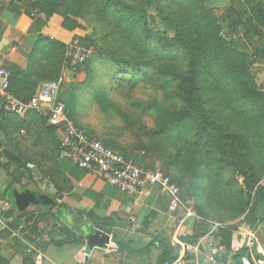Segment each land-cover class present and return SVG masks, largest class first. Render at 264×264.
Wrapping results in <instances>:
<instances>
[{
	"label": "trees",
	"instance_id": "obj_1",
	"mask_svg": "<svg viewBox=\"0 0 264 264\" xmlns=\"http://www.w3.org/2000/svg\"><path fill=\"white\" fill-rule=\"evenodd\" d=\"M27 9L28 14L36 10L47 18L60 15L61 27L68 32L86 31L73 37L92 50L84 67L88 78L83 84L102 99L100 87L108 79H114L119 85L148 84L166 88L178 108L159 111L156 132L166 135L175 131L181 140L194 147L197 156L190 159L193 181L187 190L178 176L167 174L183 189L186 203L199 215L227 223L212 233L214 246L218 248L217 263L241 264L240 258L248 253V248L240 246L242 235L236 233L237 224L226 221L241 217L249 205L245 215L249 216V223L241 219L254 230L264 226V185L260 183L264 176V89L258 86L251 70L255 62L264 61L263 0H237L220 16L214 14L208 0H30ZM149 13L159 21L156 28L149 24ZM242 39L252 40L257 47L250 50L240 46ZM41 40L57 50L53 71L48 75L51 81L59 76L58 49L61 48L63 56V44L48 37ZM96 84L99 85L94 87ZM80 87L76 84L74 88L78 91ZM73 93L74 90L69 94L67 115L79 129L94 138L75 119ZM30 98L29 94L25 100ZM59 100L62 99L59 97ZM0 116L18 119L25 131L31 130L34 118L47 122L48 127L41 131L45 137L56 136L58 130L35 110L27 111L23 117L0 111ZM39 126L40 122L32 131L41 130ZM5 151L1 156L7 162L0 160V169L9 179L5 190L0 191V201L6 200L10 189L35 183L30 162L21 160L8 149ZM58 157L59 142L54 153L41 157L34 166L47 173L49 182L60 190L61 183L52 174ZM10 162L17 165L14 170ZM206 192L209 199L204 198ZM259 207L261 212L257 210ZM2 213L6 217L16 215L13 226L31 214L28 210L18 211L12 205ZM52 213L51 208H39L35 216L27 217V222L37 230L39 220H48ZM107 220L99 221L104 224ZM203 234L196 225L193 234L180 235L179 239L193 246ZM155 241L160 244L156 264H171L179 257L180 246L172 243L170 236L156 238L146 248L156 245ZM116 242L118 249L125 247L123 241ZM24 259L33 264L31 254ZM191 259L186 252L185 264H192ZM0 264L10 263L0 255Z\"/></svg>",
	"mask_w": 264,
	"mask_h": 264
},
{
	"label": "crops",
	"instance_id": "obj_2",
	"mask_svg": "<svg viewBox=\"0 0 264 264\" xmlns=\"http://www.w3.org/2000/svg\"><path fill=\"white\" fill-rule=\"evenodd\" d=\"M236 1L211 0V3L218 7L216 15L220 16ZM61 23L62 19L56 15L48 18L38 13L29 15L24 2L0 0V56L11 73L10 92L17 100L28 101L25 98L29 94L33 97L42 83L50 81L48 75L53 71L51 67L55 65L54 52L57 50L41 38H54L61 43L74 40V32L64 30ZM60 49L58 75L63 78L64 86L60 80H54L59 81V97L67 106L73 80L83 73L76 78L64 69ZM55 134L60 142L61 131L56 130ZM129 155L146 168L161 169L143 155ZM53 168L52 174L62 184L60 190L50 183L45 191L40 182L30 190L46 195L55 203L51 207L52 212L57 213L55 224L45 228V223L40 221L37 230H33L31 223L23 221L13 226L16 215H0V255L10 264H28L24 258L29 254L33 264H156L160 244L155 241L156 245L146 248L147 244L165 235L176 243L180 235L193 234L196 225L204 234L187 255L192 256V264H211L209 257L216 247L213 235H207L208 225L184 218L181 209L170 210L169 198L158 190L135 203L129 195L62 157L56 159ZM0 183L3 191L8 179H1ZM3 201L11 207L9 201ZM30 206L39 209L29 205L24 211H29ZM103 219L108 220L103 224L99 221ZM108 238L123 241L125 247L111 253L103 252L100 244ZM45 242L49 245H44Z\"/></svg>",
	"mask_w": 264,
	"mask_h": 264
},
{
	"label": "rangeland",
	"instance_id": "obj_3",
	"mask_svg": "<svg viewBox=\"0 0 264 264\" xmlns=\"http://www.w3.org/2000/svg\"><path fill=\"white\" fill-rule=\"evenodd\" d=\"M18 1L24 2L26 6L30 3V0ZM208 1L211 2V0ZM213 8L214 14H217L218 7L213 6ZM31 14L36 15L37 11L31 10L29 15ZM56 16L62 19L60 15ZM147 18L151 26L156 28L159 25V21L154 18L153 13H149ZM85 32L83 29H75L74 34H84ZM238 44L240 46L245 45L250 50H254L257 47V43L255 44L249 39H242ZM251 70L258 86L264 89V61L260 63L255 62L251 66ZM87 75L86 68L82 76L73 80V85L69 91V93H72L74 90L72 101L75 105V119L80 122L82 128L86 132L88 130L91 131L94 138L114 147L117 151L135 155L144 152L143 156L148 162L160 165V170L172 176H178L179 181L184 186L183 188L187 190L193 181V177H190L193 173L190 159L197 157L194 147L181 140L175 131H170L166 135L156 132L157 126L160 123V110L169 111L178 108L177 103L169 97L166 88L153 87L148 84H139L138 86L130 84L119 85L114 79H108L100 87L104 98L102 99L93 92V89H89L83 84L88 78ZM57 79L63 85V78L58 76ZM76 84H80V91L75 90ZM98 85L96 84L94 87ZM104 101L105 103H103ZM41 121L34 118L30 126L31 130L25 131L18 119L12 117L2 118L0 116V160L1 162H7V158L1 155L6 152L5 149H8L15 156L20 157L21 160L30 162L29 164H31L35 176V183H25V187L27 189H35L38 186L37 183L40 182L41 189L46 191L50 184L49 179H47V173L41 172L42 170L35 168L34 165L41 157L54 153L58 139L54 134L47 135L46 137L42 134L43 132L41 131L48 127V123ZM39 122L41 130L38 128V130L32 131L34 127H37ZM10 164L11 170L17 167L14 162H10ZM1 179H9L2 169H0ZM238 180L241 182L242 178L238 176ZM263 181L264 176L260 182ZM44 183L46 186H43ZM0 189V191L4 189L1 183ZM17 189L20 190L21 187ZM11 194V191L7 192L6 200H9ZM206 194L207 192L204 194V198L209 199L210 197ZM199 200L202 201L204 199L199 197ZM28 209L31 214L20 220V222L23 221L27 224V217L35 216V212L38 211L33 206H30ZM248 209L249 205L241 217L226 222L235 223L238 226L239 222L244 223V220L241 219L244 218L249 223V216H245ZM257 210L261 212L260 207ZM55 214H50L48 220L41 219L46 225L45 228L51 227L58 221ZM245 228H248L246 223ZM240 234L243 236L244 232L240 231ZM256 236L264 244V226L261 225L257 229Z\"/></svg>",
	"mask_w": 264,
	"mask_h": 264
},
{
	"label": "built area",
	"instance_id": "obj_4",
	"mask_svg": "<svg viewBox=\"0 0 264 264\" xmlns=\"http://www.w3.org/2000/svg\"><path fill=\"white\" fill-rule=\"evenodd\" d=\"M62 44L63 67L77 78L83 73L86 63L92 56V50L74 40L62 42ZM10 75L6 62L0 56V111L23 117L27 111L35 110L46 116L49 124L58 127L61 131L60 157L129 195L135 203L150 197L154 190H158L160 194L169 198L170 210L181 209L184 212V218H192L207 224L209 227L207 235L211 236L217 228L227 225V223L213 221L199 215L192 205L186 203L183 189L164 171L146 168L133 156L115 151L79 129L68 117L64 102L59 100V81L51 80L42 83L36 95L28 101H20L10 92ZM143 154L144 152L140 153V155ZM260 183L264 185V181ZM7 208L9 203L0 201V215L2 210ZM240 231L244 232L240 246L248 248V253L240 258L241 264H264V244L256 236L257 230L245 228V223L239 222L236 233ZM175 242L180 246V255L171 264H185L186 252L194 249L195 246L177 238ZM118 248V243L110 238L100 244V249L105 253L115 252ZM217 251L218 248H214L209 257L211 264H218L215 258Z\"/></svg>",
	"mask_w": 264,
	"mask_h": 264
},
{
	"label": "water",
	"instance_id": "obj_5",
	"mask_svg": "<svg viewBox=\"0 0 264 264\" xmlns=\"http://www.w3.org/2000/svg\"><path fill=\"white\" fill-rule=\"evenodd\" d=\"M9 191L12 192L11 197H9V202L18 211H24L29 205H35L39 208H51L55 204L46 195L35 190L27 188L18 190L17 188H12Z\"/></svg>",
	"mask_w": 264,
	"mask_h": 264
},
{
	"label": "flooded vegetation",
	"instance_id": "obj_6",
	"mask_svg": "<svg viewBox=\"0 0 264 264\" xmlns=\"http://www.w3.org/2000/svg\"><path fill=\"white\" fill-rule=\"evenodd\" d=\"M4 183V182H3Z\"/></svg>",
	"mask_w": 264,
	"mask_h": 264
}]
</instances>
